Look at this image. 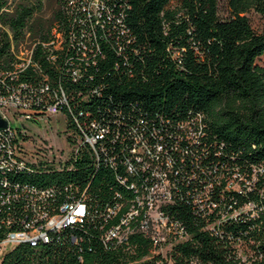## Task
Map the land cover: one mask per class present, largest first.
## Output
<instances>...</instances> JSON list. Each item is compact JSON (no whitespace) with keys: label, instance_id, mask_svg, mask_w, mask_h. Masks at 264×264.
<instances>
[{"label":"trees","instance_id":"obj_1","mask_svg":"<svg viewBox=\"0 0 264 264\" xmlns=\"http://www.w3.org/2000/svg\"><path fill=\"white\" fill-rule=\"evenodd\" d=\"M47 1L53 8L45 17ZM93 1L0 0V89L21 84L38 112L57 102L68 140L70 131L79 132L77 123L106 126L98 157L81 147L61 169L0 171V193L21 183L50 187L56 204L77 188L85 191L88 207L83 222L52 230L48 240L10 245L0 264H264V258L241 260L235 249L237 242H249L264 254V64L257 62L264 53V24L255 30L246 14L253 9L264 18V0H225L224 15L219 0ZM22 44L33 45L32 60L18 67ZM196 112L205 121L200 162L208 166L211 193L225 218L205 227L219 214H201L190 200L200 182L186 179L166 206L184 224L185 240L166 255L152 252L140 231L128 234L130 250L105 246L102 227L125 209L105 221L106 204L133 196L129 183L136 178L126 172L122 152L130 126L165 141L177 121ZM254 166L260 169L250 189H222L225 177H250ZM22 202H0V237L20 226ZM247 202L253 206L238 209ZM9 215L11 225L5 223Z\"/></svg>","mask_w":264,"mask_h":264},{"label":"built area","instance_id":"obj_2","mask_svg":"<svg viewBox=\"0 0 264 264\" xmlns=\"http://www.w3.org/2000/svg\"><path fill=\"white\" fill-rule=\"evenodd\" d=\"M96 1H93L95 6ZM56 34V33H55ZM58 36V34H57ZM45 45L47 43H44ZM60 40L55 39V46H59ZM32 47L22 44L19 46L16 56L18 67H24L32 60ZM62 100L65 96L62 94ZM34 97L23 86H5L0 89V114L6 118L5 110L13 109L24 118H40L46 113L60 112L57 102H48L45 108L38 112L35 110ZM62 114V113H61ZM78 131H70L72 140H68L70 149L68 154L56 156L53 154L44 161L40 156L46 153L37 150H26L20 143L17 133L22 139L25 133L15 130L7 120L5 127H0V171L23 169L30 167L61 169L66 160L81 149L89 148L94 157H98V147L102 148L101 140L106 133V126L100 127L95 120H89L85 125L77 123ZM135 125L128 130L129 142L123 148V165L125 170L136 179L129 183L133 189V196L126 201L121 199L113 204H106L103 211L104 220L112 219L118 215L120 209H125L119 214L115 222L105 228L102 227L100 238L105 246L121 244L126 245L128 234L140 231L152 243V252L166 255L169 248L188 237L182 221L171 216L166 206L174 202L180 194L179 184L186 179L200 182L192 186L190 200L204 216L216 212V220L205 227H211L225 218L224 207L213 197L211 189L214 181L209 178L208 166L200 162L203 153L201 147L202 138L205 136V121L202 112H196L193 116L179 120L175 123L174 136L171 139L150 138ZM171 142L168 147V143ZM121 153V152H120ZM206 166V167H205ZM260 167H253L251 176H245L232 172L225 177L222 189L248 190L257 178L256 171ZM207 173V175H205ZM3 178V177H2ZM222 177H218L221 179ZM124 181V180H122ZM218 181V180H217ZM191 182V181H190ZM4 183H8L4 179ZM243 186L245 188H243ZM69 195L64 196L59 202H51L53 193L50 187H38L28 183L14 184L12 190L0 193V202L7 204L10 198L22 200V210L25 217L20 218V226L8 228L0 237V254L10 245L21 241H27L36 245L39 241L48 240L52 230H58L63 226L83 222L88 214L86 194L84 190L74 188L69 190ZM121 198L120 192L115 193ZM159 203L154 205L155 216L152 214V204L160 196ZM253 206L247 202L240 206L239 210H245ZM235 209L234 212L238 211ZM13 216H6L5 223L10 224ZM11 225V224H10ZM241 243V242H237ZM236 243V244H237ZM165 247V248H164Z\"/></svg>","mask_w":264,"mask_h":264},{"label":"rangeland","instance_id":"obj_3","mask_svg":"<svg viewBox=\"0 0 264 264\" xmlns=\"http://www.w3.org/2000/svg\"><path fill=\"white\" fill-rule=\"evenodd\" d=\"M219 12L224 15L227 13V4L225 0H219L218 2ZM53 8V2H45L44 4V14L48 17L51 14ZM252 27L260 31L263 28L264 18L258 12L250 9L247 13ZM257 62L264 64V53L257 58ZM5 114L7 120H9L10 125L15 129L19 130L21 133L26 134V138L22 139L20 133L17 136L20 143L25 147L26 150H37L45 152V156H40L44 161L47 157L55 154L60 158L68 154L70 145L67 141V125L65 122V117L60 112L46 113L40 118H24L19 112L13 109H6ZM3 117V116H2ZM6 119V118H5ZM160 199L152 204V214L155 216L154 205L158 204L162 195H159ZM165 248V247H164ZM237 255L245 262H251L254 259L260 260L264 258V254H256L252 249L249 242L237 243L235 245Z\"/></svg>","mask_w":264,"mask_h":264},{"label":"water","instance_id":"obj_4","mask_svg":"<svg viewBox=\"0 0 264 264\" xmlns=\"http://www.w3.org/2000/svg\"><path fill=\"white\" fill-rule=\"evenodd\" d=\"M7 125V120L0 114V127H5Z\"/></svg>","mask_w":264,"mask_h":264}]
</instances>
